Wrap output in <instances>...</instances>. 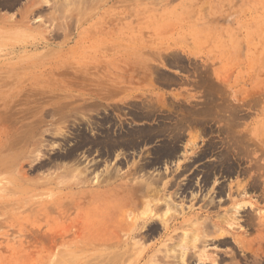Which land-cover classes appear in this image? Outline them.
<instances>
[{
	"label": "rangeland",
	"instance_id": "374dc122",
	"mask_svg": "<svg viewBox=\"0 0 264 264\" xmlns=\"http://www.w3.org/2000/svg\"><path fill=\"white\" fill-rule=\"evenodd\" d=\"M183 253L264 264V0H0V264Z\"/></svg>",
	"mask_w": 264,
	"mask_h": 264
},
{
	"label": "bare ground",
	"instance_id": "6f19581e",
	"mask_svg": "<svg viewBox=\"0 0 264 264\" xmlns=\"http://www.w3.org/2000/svg\"><path fill=\"white\" fill-rule=\"evenodd\" d=\"M36 1V0H35ZM68 1V0H67ZM80 1V0H79ZM83 0H81V2H82ZM33 2V1H32ZM72 2H74V1H72ZM59 3V2H58ZM75 4H76V2H74ZM78 5V4H77ZM26 6H27V4H26ZM30 6V5H29ZM65 6V5H64ZM31 8V7H30ZM29 8V9H30ZM77 8V7H76ZM81 8H83V7H81ZM58 9V8H57ZM78 9V8H77ZM24 10V9H23ZM54 10V9H53ZM60 10V9H59ZM28 11V10H27ZM33 11H35V10H33ZM63 11V10H62ZM61 11V12H62ZM27 13V12H26ZM59 14V13H58ZM23 16V15H22ZM28 17V16H27ZM39 17V16H38ZM42 17V16H41ZM64 17H66V16H64ZM60 18V17H59ZM10 19V18H9ZM8 20V19H7ZM54 20V19H53ZM25 21V20H24ZM44 21V20H43ZM46 21V20H45ZM56 21H57V19H56ZM48 22V21H47ZM76 22H77V20H76ZM24 23V22H23ZM60 23V22H59ZM26 23H24V25H25ZM29 24V23H28ZM49 24H50V22H49ZM52 24V23H51ZM23 25V24H22ZM27 25V24H26ZM59 26V25H58ZM61 28H62V26H61ZM55 29V28H54ZM59 29V28H58ZM62 31V30H61ZM107 140V139H106ZM111 146V145H110ZM239 208V207H238ZM147 216V215H146ZM118 220V219H117ZM114 221H116V220H114ZM117 222V221H116ZM118 222H121V221H118ZM114 223L113 222V224H112V228H110V229H113V228H117V230L115 229V231H117V232H119V231H121V230H124V231H126L128 228H129V231H131V232H133V231H135V227H131L130 225L129 226H127V225H123V224H121V223ZM138 222V221H137ZM112 223V222H111ZM132 223V222H131ZM118 225V226H116V227H113V225ZM108 225V224H107ZM132 225V224H131ZM140 225V224H139ZM109 226V225H108ZM187 226V225H186ZM105 227V226H104ZM139 227V226H138ZM107 228V227H106ZM121 229V230H120ZM199 229V228H198ZM105 230H107V229H105ZM108 231V230H107ZM106 231V232H107ZM113 231V230H112ZM115 231H113L112 232V234H114V232ZM102 232H104V230H102ZM102 232H101V234H100V238H101V236H102ZM105 232V233H106ZM207 232V231H206ZM111 233V232H110ZM116 233V232H115ZM197 233H198V231H197ZM196 234V233H195ZM117 235V234H116ZM134 235H135V233H134ZM134 235H132V237L134 236ZM197 235V234H196ZM195 235V236H196ZM105 236H106V234H105ZM104 236V237H105ZM108 236V235H107ZM126 236V235H125ZM194 236V238H193V242H195V241H197V237H195ZM113 237L115 238L116 236H115V234L113 235ZM217 237H218V235H217ZM220 237V236H219ZM102 238H103V236H102ZM106 238V237H105ZM111 238V237H110ZM118 238V237H117ZM104 239V238H103ZM189 239V238H188ZM202 239V238H201ZM100 240H102V239H100ZM111 240V239H110ZM129 240V239H128ZM127 240V241H128ZM182 240V239H181ZM198 240H199V238H198ZM107 241V240H106ZM183 241H185V240H183ZM190 241V240H189ZM201 241V240H200ZM99 242V241H98ZM108 242V241H107ZM216 242H218L219 244H221V245H224V244H226V239H220V240H218V241H216ZM124 243H126V242H124ZM123 243V244H124ZM236 243H237V245H239L238 244V242L236 241ZM182 244V243H181ZM241 244V243H240ZM102 245V244H101ZM105 245V244H104ZM110 245H111V243H110ZM115 245V244H114ZM125 245V244H124ZM100 246V245H99ZM241 246V245H240ZM239 246V247H240ZM113 247V246H112ZM118 247V246H117ZM242 247V246H241ZM129 249V248H128ZM187 251V250H186ZM124 252V251H123ZM127 253V252H126ZM140 253H142V252H140ZM145 254L146 253H143L141 256H142V260L146 257L145 256ZM261 254V253H260ZM251 256H253V257H260L257 253H253V252H251ZM115 257H117V256H114V258ZM118 258H120V256L119 257H117V259ZM181 264H186L185 262H186V260H184L185 259V253H183L182 255H181ZM261 259H262V257H261ZM113 260V259H112ZM116 261V260H115ZM118 263V262H117ZM199 264H201V262L199 263Z\"/></svg>",
	"mask_w": 264,
	"mask_h": 264
}]
</instances>
